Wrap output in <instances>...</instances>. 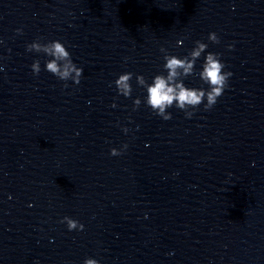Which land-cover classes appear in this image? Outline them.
<instances>
[{
	"label": "clouds",
	"instance_id": "1",
	"mask_svg": "<svg viewBox=\"0 0 264 264\" xmlns=\"http://www.w3.org/2000/svg\"><path fill=\"white\" fill-rule=\"evenodd\" d=\"M17 33H21V29H17ZM208 41L213 44H219L220 39L215 32L209 33ZM181 43L180 41L177 42ZM195 46L188 51L187 55L178 57L168 54L167 49L161 47L160 51L164 53L163 64L164 72L156 74L151 82L146 80L143 75L125 72L118 76L113 82L118 95L125 98L131 97L132 85L131 81L135 75L136 84L145 89L146 97L143 103L151 111L167 121L172 119V114L167 110L173 106L185 113L186 118H191L198 107L203 104L204 110H211L217 103L226 88L229 87V79L233 75L231 71H225V64L220 59L219 53L207 52L204 56L200 70L196 71V62L206 52L208 44L200 40L194 42ZM234 45H228V49L232 50ZM26 51L42 53L49 59L45 62V70L57 77L61 81H73L79 85L83 69L78 67L71 58V53L60 40H52L41 42V38L33 41L26 46ZM31 70L34 75H39L41 65L39 60H35L31 64ZM166 73V74H165ZM196 75L202 81L205 87H189L184 81ZM65 87L68 85L65 83ZM142 100L137 97L133 101V111L141 106ZM115 108L117 105H111ZM123 132L128 133L129 129L124 127ZM128 148L127 144H123L120 149H110L111 156H120ZM61 223H66L69 231H83L84 225L79 221L65 216ZM83 264H99V261L93 258H86Z\"/></svg>",
	"mask_w": 264,
	"mask_h": 264
}]
</instances>
